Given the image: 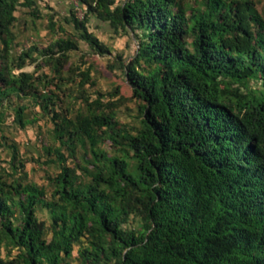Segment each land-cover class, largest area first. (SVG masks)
Instances as JSON below:
<instances>
[{"label":"trees","instance_id":"trees-1","mask_svg":"<svg viewBox=\"0 0 264 264\" xmlns=\"http://www.w3.org/2000/svg\"><path fill=\"white\" fill-rule=\"evenodd\" d=\"M77 1L85 16L71 21L93 51L109 52L90 30L94 19L136 39L124 68L139 123L121 125L101 97L83 96L77 112L60 106L49 86L65 80L68 52L78 49L72 39L41 51L50 75L16 74L38 48L9 66L15 12H39L35 0H0V126L12 96L32 98L54 124L59 145L45 153L60 168L49 187L23 182L9 146L0 264H69L82 240L78 264H264V20L252 0ZM77 70L84 88L90 73ZM26 110L14 111L22 129ZM38 207L48 211L49 239Z\"/></svg>","mask_w":264,"mask_h":264},{"label":"rangeland","instance_id":"rangeland-1","mask_svg":"<svg viewBox=\"0 0 264 264\" xmlns=\"http://www.w3.org/2000/svg\"><path fill=\"white\" fill-rule=\"evenodd\" d=\"M35 1L39 17L33 15V9L25 6H19L15 12L17 21L12 27L15 41L10 46L7 57L9 66L12 67L17 62L16 59L22 52L36 46L38 51L33 53L36 61H28L22 70L16 69L14 72L50 75V66L45 63L46 57L41 51L59 38L72 39L77 43L78 49L68 52V60L64 68L65 80L49 86V89L59 96L60 106L69 107L71 112H77L86 105L83 96L92 100L101 97L106 106L111 104L109 107L114 110L121 125L129 130L137 127L140 118L139 102L133 97V90L124 68L134 58L138 48V43L132 34H116L107 24L97 19L92 20L89 24L90 30L109 48L108 53L100 55L78 38L80 33L75 29L71 18L74 16L82 20L85 16V7L77 0ZM252 2L264 20V0H252ZM51 22L55 24L54 28L51 27ZM1 49L0 42V51ZM69 68H72V72L67 73ZM78 68L81 71L88 70L90 73L91 79L84 88L79 83L81 77ZM116 90L118 94L113 96ZM20 105L27 106L25 119L30 121L24 129L14 122L15 107ZM5 113V122L0 126V170L11 171L9 161L12 152L9 146L13 145L18 151L19 161L24 164V169L18 171L16 178H20L23 182H34L49 187V177L60 171L58 163L47 162L51 157L45 153L47 146L59 145L53 137L54 124L50 115L43 113L32 98L19 99L16 96H12L6 102ZM103 147L108 153H113L109 141ZM82 154L83 150L78 149L79 159ZM68 164L72 166L73 160L70 159ZM37 215L46 222L48 229L45 230L44 237L49 239L51 231L48 211L38 207ZM85 244V240H82L74 246L73 255L68 260L69 264H78V248ZM15 253L16 250L13 251V254Z\"/></svg>","mask_w":264,"mask_h":264}]
</instances>
